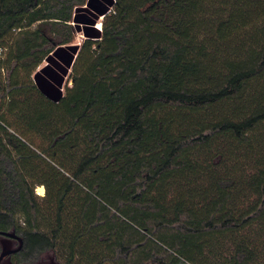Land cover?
<instances>
[{"label": "trees", "instance_id": "1", "mask_svg": "<svg viewBox=\"0 0 264 264\" xmlns=\"http://www.w3.org/2000/svg\"><path fill=\"white\" fill-rule=\"evenodd\" d=\"M12 231L15 264H264V0H0Z\"/></svg>", "mask_w": 264, "mask_h": 264}, {"label": "water", "instance_id": "2", "mask_svg": "<svg viewBox=\"0 0 264 264\" xmlns=\"http://www.w3.org/2000/svg\"><path fill=\"white\" fill-rule=\"evenodd\" d=\"M23 240L14 231L0 232V264H15L11 256L22 248ZM39 264H62L53 255L45 256V261Z\"/></svg>", "mask_w": 264, "mask_h": 264}, {"label": "rangeland", "instance_id": "3", "mask_svg": "<svg viewBox=\"0 0 264 264\" xmlns=\"http://www.w3.org/2000/svg\"><path fill=\"white\" fill-rule=\"evenodd\" d=\"M101 20H102V18H99V20H98V22H97V24H96L97 26L100 25ZM100 26H101V25H100ZM83 39H84V37H83L81 34H77V37H76V39H75L74 44L79 45V44L82 42ZM67 76H68V73H67V75H66V77H65V79H64V83H63V85L66 83L65 86H70V85H71V82H70L69 77H67ZM36 80H37L39 86H40L43 90H45V92H46L51 98L54 99V98L59 97L58 90L55 88V86H54L53 83H51V85L49 84V85L45 86L44 84H42V81L40 80V78H37ZM62 91H63V86H62V88H61V93H62ZM43 194H44V189H43ZM41 196H42V195H41ZM44 261H45V258H42V259H40V260H38V261H36L35 263H32V264H39V263L44 262Z\"/></svg>", "mask_w": 264, "mask_h": 264}, {"label": "bare ground", "instance_id": "4", "mask_svg": "<svg viewBox=\"0 0 264 264\" xmlns=\"http://www.w3.org/2000/svg\"><path fill=\"white\" fill-rule=\"evenodd\" d=\"M98 28L100 27V25H98L97 26ZM36 193L38 194V195H43V187H38L37 189H36Z\"/></svg>", "mask_w": 264, "mask_h": 264}, {"label": "flooded vegetation", "instance_id": "5", "mask_svg": "<svg viewBox=\"0 0 264 264\" xmlns=\"http://www.w3.org/2000/svg\"><path fill=\"white\" fill-rule=\"evenodd\" d=\"M16 254V253H15ZM13 256V255H12ZM12 256H11V258H12ZM12 260V259H11Z\"/></svg>", "mask_w": 264, "mask_h": 264}]
</instances>
